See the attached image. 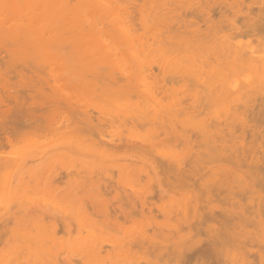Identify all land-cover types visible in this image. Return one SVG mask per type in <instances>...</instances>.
I'll return each instance as SVG.
<instances>
[{
    "label": "bare ground",
    "instance_id": "6f19581e",
    "mask_svg": "<svg viewBox=\"0 0 264 264\" xmlns=\"http://www.w3.org/2000/svg\"><path fill=\"white\" fill-rule=\"evenodd\" d=\"M247 2L3 0L4 4L14 7L6 12L0 10V107L5 103L1 93L3 90L12 98L11 103L15 104L13 112L19 107L20 113L25 115L27 112L24 108H34L39 112L37 115L41 112L39 121H35L37 123L41 121L39 117L43 119L46 115L43 119L46 121L40 122L44 126V130H41L44 134L55 137L52 142L57 147L46 152L49 149L44 147L46 150H42V144L38 147L36 144L33 146L34 143L38 144L36 141L33 143L28 139L27 142L26 138L30 135L18 132L21 134H16V138L26 139L27 143L17 139L22 144L18 146L16 153L0 154L1 242L2 235L7 238L5 234H10L8 239H3L9 249L3 247V251L0 247V264H104V259L105 264L112 263L114 260L111 257L110 261V258L104 257L105 254L101 255L102 248L105 250L107 247L104 242L105 247L100 242L106 240L108 243L110 239L106 234H112H109L107 225H104L109 224L105 216L107 210L100 208L105 215L102 210H99L102 214L95 213L104 218V234H97L92 218L89 221L90 216H87L94 209L97 212L100 206H110V201L106 202V190H102V187L112 178L115 169L120 178L115 179L119 180L117 183H126L125 187L124 184L120 185L126 191L130 188L133 193L138 191L140 194H134L141 202L143 192L149 193L147 189L150 186L153 190L157 180V186L161 189L164 184L161 176L168 181L174 193L184 192L175 197L180 198L179 202L177 200L178 204L173 198V203L172 200L168 203L171 208L168 205L163 208H169V211L165 213L163 211L166 210L161 209L164 213H161L162 220L172 223L167 225L174 230V233L170 232L172 238L169 231L165 233L164 229L160 230L165 234L159 230L160 237L157 230L153 232L151 228L155 226L156 229L160 222L157 218H154V222L153 217L149 218V222L152 220L149 223L152 227L148 224L147 228L138 229H147L146 232L140 231L142 234L149 232L146 235L149 236L148 239L144 235L147 241L154 239L149 243L155 244L151 248L156 249L151 251H154V256L146 251L147 247L149 250V245L143 243L145 239L140 238L138 230L132 233L137 232L141 241L135 239V233H131V241L128 236L130 232H119L122 240H119V246L124 244V239L129 240H126L129 244L146 245V250L140 244L136 246V251L133 246L132 248L134 252H140L139 247L142 248L141 252H144L145 257L148 254L151 256L146 258L148 262V259H152L151 264L154 263V258V261L162 260V263L163 260L169 261L164 264H173L174 261L176 264H190L192 258L199 254L198 245L210 244L212 240V250L216 253L215 256L212 255L216 257L213 258L215 262L220 263L222 260V264H264V2L256 8L253 3L251 5ZM222 25L224 28L220 30ZM32 73L35 76L37 74L36 79L30 75ZM15 77L19 80L17 83H14L17 81ZM46 87L51 88L48 94L45 92ZM39 97L44 104H40ZM30 99L31 104L37 100L40 103L35 102L36 106L33 104L32 107ZM49 103L59 109L51 115L52 119L43 112L48 107L46 105H53ZM37 107L42 111L35 109ZM59 112L63 115L62 119H58ZM28 114L29 112L25 116L22 114V117L26 118ZM59 121L61 124H58ZM45 122L50 125L47 124L46 127ZM4 138L11 142L9 134ZM16 138L14 137L15 140ZM30 145L40 148L39 151L36 148L33 150ZM120 145L136 160L131 163L121 162L116 157L117 147L120 148ZM54 163H58L60 167L62 164L69 171L67 173H72L67 175L72 176L73 184L70 181L68 183L74 187L68 186L74 189L77 186L78 190H75L76 195L69 194V187L66 192H69L67 195L70 197L75 196L73 199L77 201L74 199L75 203L69 202L74 206L78 204L75 210H70L72 205L71 208H59L56 200L54 204L57 203L58 207L51 205L57 196L50 203L53 196L50 197L48 191L44 194L47 193V198L50 199L45 198L46 194L40 193L42 200L45 198L40 201V197L35 195H39L35 191L43 187V192L47 181L52 182L55 178L50 175L55 171ZM132 165L134 169L135 165L138 166L136 171L132 169ZM60 167L56 166L57 170H62ZM127 169L131 172L128 170L127 173ZM38 173L51 176V179L43 182L42 178L46 176L40 175L39 182ZM34 175L39 183H31L30 186V180L35 182L32 178ZM117 176L113 175L114 178ZM140 176L141 185L146 183L143 188L145 190L138 186L140 183L137 177ZM145 178H148L147 181L152 179L153 184L150 181V185ZM51 182L49 183L54 189L55 183ZM35 188L38 189L34 191ZM83 191L85 197L81 200ZM30 192L35 198L38 197L39 202L44 204L45 201L47 208L37 205V199ZM97 195L102 201L95 198H98ZM184 195L187 196V201ZM88 196L95 199L97 202H94L99 206L91 203ZM84 198L87 204H84ZM217 198L222 199L223 206ZM213 199L217 201H213L214 206L221 204L212 206L214 209L221 207L218 216L212 207L210 210V201ZM88 200L92 209L90 212L86 211L90 207ZM62 201L68 200L63 198ZM203 201L204 204L206 201V204H210L209 207L206 205L209 210L204 211L206 214L200 211L197 213L198 207L201 211L206 208ZM99 202L105 205H100ZM47 204L52 210L48 209ZM173 204L177 205V209ZM94 206L98 207L93 209ZM170 210L175 211L176 214L172 213L175 217L180 216L179 223H174L176 219L174 217L172 220ZM47 216L49 218L46 219ZM50 217L56 219L52 218L51 222ZM190 218L198 220L197 224L203 229L200 232L208 230L207 226L204 227L206 221L216 220L211 222L212 225H215L214 222L220 225V228L215 225L210 234L204 231L207 239L202 232L199 233L205 237L201 236L204 242L197 239L204 243L196 245L199 250L190 242L196 240L192 236V227L194 230L197 228L195 220L191 221ZM59 219L63 221L66 235L64 239L57 236L60 242L70 239L67 243H60L56 239L55 232L59 230L57 224H60L56 220ZM94 219L96 225L98 220L96 217ZM181 222H184V227H181L189 226L188 229H181ZM160 226L164 228L159 224V228ZM100 229L103 230L102 227ZM150 230L154 236H150ZM189 230L192 233L189 234ZM176 232L179 239L174 240ZM168 233L170 236L166 235ZM68 234L71 238H67L70 237ZM195 234L197 235L196 231ZM100 236L106 237L105 240ZM156 239H159L158 244ZM111 243L112 241L109 245ZM170 243L171 248L168 247ZM208 245L204 249L206 252L209 250L210 255H206L208 252H204L203 247V252L200 251L199 255L204 256L202 261H208L209 264L211 261L214 263V260L211 256L212 247ZM191 251H194V255ZM254 255L255 262L252 261ZM169 258L174 261L170 259V262ZM98 259H103V262L100 263ZM160 261L155 264H161ZM115 262L116 260L112 264L117 263Z\"/></svg>",
    "mask_w": 264,
    "mask_h": 264
},
{
    "label": "rangeland",
    "instance_id": "374dc122",
    "mask_svg": "<svg viewBox=\"0 0 264 264\" xmlns=\"http://www.w3.org/2000/svg\"><path fill=\"white\" fill-rule=\"evenodd\" d=\"M248 1V0H247ZM246 0H245V2H247ZM249 3L251 2L250 0L248 1ZM247 2V3H248ZM261 2H264V0H253V7L254 8H256V7H258L260 4H261ZM247 3H245L246 5H247ZM252 3H250L251 5H252ZM244 4V5H245ZM216 16H217V18H218V15L216 14ZM216 16H215V19H216ZM204 25H202V27H203ZM224 25H222V28L220 29V30H223V27ZM226 26V25H225ZM204 28V27H203ZM38 72V71H37ZM31 73V72H30ZM30 75H32L33 77L35 76V73L33 74H30ZM15 76V75H14ZM13 77V76H12ZM35 79L37 78V74H36V76L34 77ZM15 79H17V77H15ZM15 79H13L12 78V80H15ZM19 80L17 79V81H14V83H17ZM48 89H50V90H48ZM49 91H51V88H48V87H46V89H45V92L48 94L49 93ZM2 95L4 96L3 98H5V103L2 105V107H0V154H4V153H10V154H12V152L13 153H16L17 152V148H18V146L19 145H21L22 143V141L19 143V141L20 140H23L24 141V143L26 142L25 140L27 139V142H29V140L28 139H30V142H33L34 143V141H36V142H38V144L37 143H34L33 144V146L36 144V146H38V147H40V146H42L41 148H42V150L44 149V147L45 148H47V149H49V150H47L46 152H48V151H51V150H53L52 149V147H57V145H56V143H54L56 146H54V144H53V140L55 141V137L53 138L51 135H46V134H44L43 132H42V130H41V128H43V130H44V126H43V124L41 125L40 124V122L44 119V118H46V115H44V114H42V115H44L45 117L42 119V118H40L39 117V119L41 120L39 123H37V122H35L36 120L37 121H39L38 120V116H40L41 115V112H40V115H37L38 113H37V110H34V108L32 109V108H30V107H27V108H24L25 110H26V112L28 113L29 112V114H28V117L26 116V118H23L22 117V114H23V116H25L24 115V113H20V111L18 110V108H16V112L14 111L13 112V110H14V106L13 105H15L14 104V100L12 101L13 103H11V99L12 98H9L8 97V94L6 95V92L5 91H3L2 90ZM36 93V92H35ZM37 95H39V94H37ZM37 97V96H36ZM35 97V98H36ZM34 99V98H33ZM38 99V98H37ZM36 99V100H37ZM39 101H40V97H39ZM38 100L37 101H34V103L36 102H38V103H40ZM47 101V100H46ZM45 100H44V102H46ZM32 103H33V101H32ZM33 103V104H34ZM11 104V105H10ZM33 104H31V99H30V105L32 106ZM40 104H44V103H40ZM50 105L51 104H53V103H49ZM38 105V104H37ZM54 105V104H53ZM53 105H51V106H49V105H46V106H48V107H45L44 109H43V107L42 106H45V105H42L41 107H42V109H43V112L44 113H47L48 114V116L52 119V114H55L57 111L56 110H58L59 111V109L55 106V108H53ZM10 106V107H9ZM34 106H36L35 104H34ZM34 106H32V107H34ZM12 107H14L13 108V110H12ZM40 107V106H39ZM40 107V108H41ZM57 108V109H56ZM11 109V110H10ZM27 109H31V111H28ZM35 109H39L38 107L37 108H35ZM42 109H39L38 111H42ZM20 110H22V108L20 109ZM34 110V111H33ZM36 111V112H35ZM61 112H62V109L60 110ZM21 112H23V110L21 111ZM25 112V111H24ZM30 112H31V114H30ZM61 112H59V115H60V113ZM19 113H20V115H19ZM56 115H58V113L56 114ZM56 115H55V117L54 118H56ZM58 115V119H62L63 117V115L61 116V118H60V116ZM30 116H32V117H30ZM47 116V117H48ZM43 117V116H42ZM53 118V119H54ZM48 119V118H47ZM43 121H46V119L45 120H43ZM48 122H49V119L47 120ZM61 121V120H60ZM58 122V124L60 123L61 124V122ZM63 121V120H62ZM51 122V121H50ZM49 122V123H50ZM42 123H44V122H42ZM46 123V122H45ZM49 123H46V127H47V124H49ZM41 125V126H40ZM50 125V124H49ZM40 126V127H39ZM18 132H25V133H27L26 135H30V137L29 136H26V137H29V138H26V139H23V138H16V134H21V133H18ZM10 135L11 136V142H8L7 140H6V138H4L5 137V135ZM23 134V133H22ZM14 137L16 138V140L14 139ZM18 137V136H17ZM20 137V136H19ZM23 137V136H22ZM17 139H19V141H17ZM15 140V141H14ZM13 142V143H12ZM14 142H15V144H14ZM26 142V143H27ZM17 143V144H16ZM19 143V144H18ZM25 143V144H26ZM39 144H40V146H39ZM42 144V145H41ZM24 145V144H23ZM22 145V146H23ZM28 145V144H27ZM32 148H33V146L32 145H30ZM26 147V146H25ZM28 147V146H27ZM26 147V148H27ZM30 147V150H32V148ZM38 147H35L37 150L36 151H39V149H38ZM35 148H33V150H35ZM51 148V149H50ZM19 149V148H18ZM23 149H25L24 147H23ZM117 151H116V157L121 161V162H126V163H131V162H133L134 161V159L135 158H133V157H131V156H129L128 155V153H126L125 151H124V148L120 145V148L119 147H117ZM44 150H46V149H44ZM116 150V149H115ZM19 151V150H18ZM21 151H23V150H21ZM115 154V153H114ZM124 159H126V160H124ZM136 160V159H135ZM119 161V162H120ZM53 163V162H52ZM52 163H50V164H52ZM49 163H47V165H48ZM55 164V163H54ZM136 164V163H135ZM56 165V164H55ZM54 165V166H55ZM50 166V165H49ZM53 166V165H52ZM56 166H59L60 167V165H58V163H57V165ZM56 166H55V171L57 170V168H56ZM61 167H62V164H61ZM60 167V168H61ZM132 167H133V165H132ZM131 167V168H132ZM135 167L137 168L138 166H136L135 165ZM50 168L52 169V167L50 166ZM50 168L48 169V170H50ZM54 168V167H53ZM65 167H62L61 169L62 170H60L59 171V169L56 171L57 172V176H55L56 175V172L54 173V172H51V176H54V177H52V182H53V184L55 183V188L53 189V187H51V185H50V183L49 182H51V181H47L48 183L47 184H45L46 186H44V191L42 192V188L43 187H40V189L39 190H37L38 188H35L34 189V191L35 190H37V191H39V192H37V191H35L36 193H38L39 195H37V194H35L36 196H38V197H40V201L42 200V198H41V194L40 193H42V194H44V192L45 191H48V193H50L49 194V196L51 197V196H53L52 198H51V200L49 201L50 203H52V199H54L56 196L58 197V199H57V197L53 200V203L51 204V205H53L54 204V201L56 200V201H58V203H59V208H61V206H62V208L61 209H66V208H71L72 206L74 207H72V209H70V210H75V209H77L76 207H78V204L76 205L75 204V206H74V204L73 203H75L76 201H73L74 199H73V197H75V196H73V197H70V195H72V194H75L76 195V192H75V190H78V188H77V186H75L76 187V189H74V188H71V187H69L68 186V181H70L71 183H72V180H71V175H70V177L68 176L69 174H72L71 172L70 173H67V171L64 169ZM129 168V167H128ZM131 168H130V170H131ZM135 168V169H136ZM134 171H136L135 169H134V167L132 168ZM54 170V169H53ZM64 170V171H63ZM116 170V169H115ZM115 170H114V177H116L117 176V174L119 173L117 170H116V174H115ZM129 169H127V173L130 171H128ZM132 171V170H131ZM130 171V172H131ZM47 172H49V171H47ZM58 172H61V173H58ZM69 172V171H68ZM73 172V171H72ZM118 172V173H117ZM44 174H47L45 171L43 172ZM39 174V177H40V175L42 174H40V173H38ZM54 174V175H53ZM68 174V175H67ZM74 174V173H73ZM130 174V173H129ZM132 174V173H131ZM113 175H112V178L111 179H109L108 180V182L106 183V185H104V186H106L105 187V189H104V186L101 188L102 190H106L105 191V195H107L106 197L108 198V200L106 201V202H109L110 201V206H109V204L108 203H106V202H104V203H106V204H108V208H107V206L105 205V204H103L102 202H99L100 203V205H105L106 206V208H103V207H105V206H100L99 207V209H98V211L96 212L95 210L96 209H94V208H96V207H98L99 206V204H97V203H95V202H97L95 199L94 200H92L93 198H90L89 196V198H90V201H91V203H95L94 205H98V206H94V207H92L94 210H93V213L92 212H90L92 209H91V204H90V202H89V200H88V204H90L89 206V208L87 207V206H85V207H87V210H86V208L84 207V211L86 210L87 212H90V213H88L87 215V217H89L88 218V220L90 219V218H92L91 219V221H92V223H93V225L96 227V232H97V234L99 235V233L100 234H104V232L103 231H108L109 230V234H111V232H112V234H111V236L110 235H108L107 236V234H106V237L107 238H109L110 239V241H112V243H114V244H110L109 245V243H110V241H109V239H107L109 242L107 243V242H105L106 240H105V238H103L102 236H100V237H102L103 238V240H105V241H102V242H100V243H105L106 244V247L107 248H105V250H104V248H102L103 250L101 251V255L103 256V254H105L104 255V257L105 258H112L114 261L116 260V262L118 263V262H122L121 264H145V262H146V264H149L150 262H152L151 260L152 259H148V260H150V262H148L147 261V259L146 258H148V257H151V256H149V252L151 253L150 255H152V253L156 250H154V248L153 249H151L153 246H155V242H156V240H157V243L156 244H158L159 242V239H156L155 241H154V243L152 242V244H154V245H151V244H149V243H151L150 241H153V240H150V241H147V239H148V237L146 236L147 234H149V232L148 233H144V234H142L141 232H146L147 231V229L146 230H144V229H142L143 231H139L138 229H141V228H147V225L150 223L151 224V222H152V220H151V222H149L150 220H149V218L150 217H153V222H154V218H157L156 220H158V221H160V222H158V221H156V223L158 222L160 225H162L164 228H161V226H160V228H159V224H158V226H156V229L154 228L155 226H151L150 224V226L152 227H150L152 230H153V232H155V230H157L158 232H159V230L160 229H164V231H166L165 233H167L168 231H169V233L172 231V228L171 229H169V226H170V223H171V221H169V218L171 219V217H169L167 220L170 222H166V220L164 221V219L162 220V215H161V213L162 214H164L163 212H167V210L169 211V208L166 210V209H163V208H165L167 205H168V203H171V201L170 200H172L173 198H175V197H177V196H181V195H183L182 193H184L183 191H182V193L180 194L179 192V194L178 193H174V191H172L170 188L171 187H169L170 186V184L168 183V181L166 182V180H165V178L163 177V176H161L162 177V180L164 181L163 183L164 184H162L163 186L161 187V189L157 186V181H158V183H159V180H157L156 181V185H154V186H156V187H154L153 186V190L152 189H150V188H152L151 186H150V188H149V185L147 186L149 189H147V187H146V189L149 191V193H144L143 192V190H145V189H143V188H145V186H144V184H146V183H144V184H142L141 185V180L139 179V178H141V176L143 177V175H141L140 177H137V181H139L138 183H140V185L138 184V186H141V188L143 189H141L142 190V192H143V194H142V197H143V202H141L140 201V199L139 198H137V196H136V194H134L135 192H137V193H139L138 191H135L134 193L133 192H131L132 190H131V188L130 189H128L127 191L125 190V189H123L124 187H125V184L126 183H122L121 181H120V183H122V184H120L119 182L117 183V181H119V180H115V179H118L119 177L117 176V178H114L113 177ZM116 175V176H115ZM134 175V174H133ZM132 175V176H133ZM42 177L43 176H46V175H41ZM48 176H49V173H48ZM51 176L50 177H43L44 178V180H43V178H42V181L44 182H46V179L48 180L49 178L51 179ZM68 176V177H67ZM119 176H120V174H119ZM128 177H129V175H127ZM36 177V175H34V177L32 176V178L34 179ZM38 177V176H37ZM38 177V178H39ZM121 177V176H120ZM159 178H161L160 176H158ZM31 178V179H32ZM70 178V179H69ZM114 178V179H113ZM134 178V177H133ZM135 178H136V176H135ZM144 178V177H143ZM155 178V177H154ZM157 178V177H156ZM155 178V179H156ZM158 178V179H159ZM40 180H39V182L41 181V177L39 178ZM49 179V180H50ZM72 179H75V177L74 178H72ZM120 179V178H119ZM146 179H148V178H145L144 180H146ZM154 179V180H155ZM35 180V179H34ZM121 180H123V179H121ZM153 180V181H154ZM161 180V179H160ZM161 180V181H162ZM33 180H30V186H31V183H39L37 180H35V182H32ZM143 181V180H142ZM147 181V180H146ZM145 181V182H146ZM151 182H152V179L150 180ZM149 180L147 181V182H149V184L151 183ZM42 182V183H43ZM51 182V183H52ZM124 182V181H123ZM116 183L118 184V185H116ZM162 182H160V184H161ZM41 184V183H40ZM73 184V183H72ZM72 184H69V185H71L72 186ZM112 184V185H111ZM123 184H124V187H122L121 188V186L120 185H122L123 186ZM133 184V183H132ZM136 184V183H135ZM134 184V185H135ZM148 184V183H147ZM152 184H153V182H152ZM152 184H150V185H152ZM154 184H155V182H154ZM34 184H32V186H33ZM43 185H44V183H43ZM108 185V186H107ZM110 185V186H109ZM116 185V186H115ZM159 185V184H158ZM35 186H37V185H35ZM117 188H115V187ZM138 186H136L138 189L140 188V187H138ZM144 186V187H143ZM159 186H161V185H159ZM38 187V186H37ZM71 188L74 192L72 193V190L70 189V191L67 189V188ZM72 187H74V186H72ZM107 187H109L108 188V190H109V192L107 191ZM158 187V188H157ZM47 188V190H45ZM126 188H128V186H126ZM136 188V189H137ZM69 191V192H71V193H69L70 195L68 196L67 194V190ZM122 189V190H121ZM172 189H174V188H172ZM176 189V188H175ZM31 190H33L32 188H31ZM80 190V189H79ZM140 190V189H139ZM146 190V191H147ZM150 190H152V191H150ZM178 190H180V189H178ZM178 190H176V191H178ZM82 190H80V192H81ZM86 191V190H85ZM33 192V191H32ZM34 192V193H35ZM64 192H66V193H64ZM108 192V193H107ZM180 192H181V190H180ZM86 193V192H85ZM125 193V194H124ZM30 194H31V196H33L34 198H35V195L33 194L32 195V193L30 192ZM46 194V197L45 198H47V197H49V196H47V193H45ZM44 194V195H45ZM83 194V195H82ZM81 194V200H83V196L85 195L84 194V191H83V193ZM87 195H88V193H86ZM140 194V193H139ZM41 195V196H40ZM78 195H80L79 193H78ZM86 195V196H87ZM122 195V196H121ZM59 196H63L62 197V199L64 198V199H67L68 201H66V202H63V201H65V200H63L62 201V199H61V197L59 198ZM98 196V195H97ZM102 196H103V198H104V192H102ZM126 196H129L127 199H126ZM136 196V197H135ZM38 197L37 198H35V199H37V200H35L36 201V203H37V205L39 204V205H42L43 207H45V208H47L46 207V204H45V201H44V204H43V202L41 203V202H39L38 200ZM85 197V196H84ZM87 197V199H89ZM105 197V199H107ZM184 197H185V201H187L188 199L186 198L187 196L186 195H184ZM216 197V196H215ZM214 197V199H216ZM45 198L43 199V200H45ZM97 200H99V201H102V200H100V199H102V198H100V196H98V198L97 197H95ZM47 199H50V198H47ZM46 199V200H47ZM59 199H61V202H59ZM69 199H72V200H69ZM79 199V200H80ZM86 198H84V204H87V200H85ZM104 199V200H105ZM124 199H126V200H124ZM180 198H175L174 199V202L176 203V204H178V202L180 201L179 200ZM184 199V198H183ZM182 199V200H183ZM212 200V202L214 201H216V200ZM42 200V201H43ZM80 200V201H81ZM177 200H178V202H177ZM217 200H218V198H217ZM221 200L222 199H220V200H218L219 202H221ZM55 201V202H56ZM73 202L72 204H70L69 202ZM95 201V202H94ZM47 202H48V200H47ZM46 202V203H47ZM122 202V203H121ZM182 202H184V201H182ZM207 202V201H206ZM206 202H205V204H204V201H203V205L206 207V205H208V207L210 206V204H206ZM212 202L210 201V203H211V206H210V210H211V207L212 206H214L215 205V203L217 202H213V204H212ZM143 203V204H142ZM172 203H173V200H172ZM200 203V204H201ZM222 203V206L224 205L223 203L224 202H221ZM83 204V203H82ZM218 204L219 205H221L220 203H217L216 204V206H218ZM48 205V209H51V206L49 205V204H47ZM54 205H57V203L56 204H54ZM70 205H72V206H70ZM174 206H175V204H173ZM92 206H93V204H92ZM170 206V204L168 205V207ZM177 206V205H176ZM175 206V207H176ZM200 206V205H199ZM216 206H214V207H216ZM53 207H55V206H52V208ZM57 207H58V205H57ZM201 207H203L202 205L200 206V208ZM214 207H212L213 208V211H215V214L217 213V216H218V214H219V212H220V209H221V207H220V209H218L219 207H217V209L215 208L214 209ZM100 208H102V209H106L107 210V214L105 215L104 214V210H102V209H100ZM170 208H171V206H170ZM207 208V207H206ZM206 208H201V209H203L202 211L201 210H199V207H198V209H197V213H198V211H200V212H202V213H204V214H206L204 211H208L209 210V208H207V210H206ZM53 209H55V208H53ZM91 209V210H90ZM110 209V210H109ZM166 210V211H163V212H161L162 210ZM176 209H177V207H176ZM52 210V209H51ZM99 210H102V212H103V214L106 216V222L107 223H109V224H106L105 222V224L104 225H107V228H106V226L105 227H103L102 226V221L104 220V218L102 219V217L100 216V215H96L97 213L98 214H102V213H100L99 212ZM108 210H109V212H108ZM173 210V209H172ZM175 210V209H174ZM95 211V212H94ZM141 212L143 213V214H141ZM170 212H171V210H170ZM174 212V214H176L175 213V211H173ZM173 212H171V214L173 213ZM199 212V213H200ZM211 212V211H210ZM210 212H208V214L210 213ZM96 213V214H95ZM106 213V212H105ZM110 214V215H109ZM170 213H169V216L171 215ZM174 214H172V220H173V218L175 217V215ZM143 215V216H142ZM166 216L168 215V213L167 214H165ZM164 215V216H165ZM174 215V216H173ZM96 217V219L98 220L97 221V224H99V225H95V223L94 222H96V220L94 219L95 217ZM108 216V217H107ZM179 215H177V217H175V219L177 220H175L174 221V223H179V217H178ZM94 217V218H93ZM104 217V216H103ZM47 218H49L48 216L46 217V219ZM51 219H49V220H51V222H53V219L55 220L56 219V217L55 218H53V217H50ZM53 218V219H52ZM58 218V217H57ZM179 218V219H178ZM196 218V217H195ZM195 218H190L191 219V221H194L195 220V225H196V227L198 228V226H199V223L197 224V221H196V219ZM209 218V217H208ZM151 219V218H150ZM60 220V221H59ZM59 220H56V221H58V223L60 222V224H57V225H59L58 226V228L57 229H59V230H56V232H55V236H56V239H57V241H59L60 240V238L58 237V236H62L63 237V239H64V236L66 235L65 234V232H64V228H65V226H63L64 224H62L63 223V221L61 220V219H59ZM95 220V221H94ZM162 220V221H161ZM212 220V219H211ZM47 221V220H46ZM90 221V220H89ZM100 221V222H99ZM111 221V222H110ZM163 221L165 222V224L163 225ZM213 221H216V220H213ZM213 221H211V222H213ZM51 222H48V223H51ZM55 222V221H54ZM210 221H206L204 224V227H208V230H204V231H207V232H209V233H207V234H210V231L211 230H213V227L215 228V225L217 226L216 228H220V225H218V223H216V222H214V224L215 225H212L213 223H209ZM218 222V221H217ZM167 223V224H166ZM168 223H169V226H167L168 225ZM182 223H184V222H181V224ZM190 223V225H191V222H189ZM154 224V223H153ZM152 224V225H153ZM172 224V223H171ZM180 224V227L181 226H183V224L181 225ZM192 224H193V222H192ZM207 224V225H206ZM55 225H56V223H55ZM109 225V226H108ZM111 225V226H110ZM155 225V224H154ZM187 225V224H186ZM186 225H185V227H186ZM167 226V227H166ZM194 226V225H193ZM201 226H203V225H201ZM211 226V227H210ZM219 226V227H218ZM56 227V226H55ZM100 227H102L103 228V230L102 229H100ZM184 227V226H183ZM187 227H189V226H187ZM182 228L181 227V229H188V228ZM192 227V226H191ZM191 227H190V229H191ZM104 228H106V230H104ZM149 228V229H150ZM165 228H168L169 230H165ZM174 228V227H173ZM193 228V237H194V239H196L195 241H190L191 243L193 242V245H198V243H202V242H204V241H202V239H203V235H205L204 233V231L202 232V234L200 235L199 233H201L200 232V229H202V227L200 228V226H199V228L197 229L196 228V230H194L195 228L194 227H192ZM100 229V230H99ZM205 229V228H204ZM207 229V228H206ZM112 230V231H111ZM119 230V231H118ZM138 230V231H137ZM152 230H150V236H154V235H151V234H153V232H151ZM192 230V229H191ZM199 230V232H197ZM203 230V229H202ZM123 231H128L127 233H129L128 234V236H129V239L131 238V233L133 232V231H137V232H139L138 234H140V238L141 239H145L144 240V242L143 243H146V245L148 244L149 245V250H148V247L146 246V245H141V243H138V244H140V247H142L143 249L145 248V247H147V250L146 249H144V250H146L148 253H146V254H148V255H146V257H145V254H144V252L142 253L141 251H143V249L142 248H140L139 247V249H141L140 250V252L139 251H137V252H134V250H133V248H135V251L137 250L136 249V246L138 245V244H135L134 243V245L133 244H129V242L127 243V241H129V240H127V239H124L123 237L125 236H123L121 239H124L123 240V242H124V244H126V245H121V246H119L120 244H119V240H120V235L122 234V232ZM156 231V232H157ZM164 231H161L160 230V232H164ZM185 231V230H184ZM183 231V232H184ZM196 231V233H197V235H198V237H197V235L195 234L194 235V232ZM57 232H58V234H57ZM103 232V233H102ZM121 234H120V233ZM137 232L134 234V233H132V234H134V235H136L137 234ZM160 232L159 233H157V234H159L158 236L160 237ZM173 233H174V230L172 231ZM182 232V233H183ZM190 232V230L188 231V233ZM73 233H74V231H73ZM85 233V231L82 233V234H84ZM124 233V232H123ZM162 233H161V235H162ZM165 233H163V234H165ZM169 233L168 234H166V235H169ZM177 233L178 232H176V235H174V240H176L178 237H177ZM180 233H181V230H180ZM187 233V232H186ZM190 233H192V231L190 232ZM189 233V234H190ZM5 234V233H4ZM75 234V233H74ZM125 234H126V232H125ZM137 234V236H135V239L137 240L138 239V241H141V239L140 238H138L139 237V235ZM142 234V235H141ZM154 234H156V233H154ZM157 234H156V236H157ZM185 234V233H184ZM188 234V235H189ZM5 235H7L8 237H10V234H5ZM58 235V236H57ZM70 234H68V236H69ZM134 235L132 236V237H134ZM144 235L147 237V239H146V237H144ZM170 235H171V238L173 237L172 236V233H170ZM169 235V236H170ZM6 236V237H7ZM164 236V235H163ZM163 236H162V238H163ZM175 236H176V238H175ZM181 236V235H180ZM201 236H203V237H201ZM207 235H205V237H206ZM5 236H3L2 235V237L1 238H3V239H8V237L7 238H4ZM72 237H74V235L72 236ZM111 237H112V239H111ZM127 237V234H126V236H125V238ZM137 237V238H136ZM142 237H144V238H142ZM189 237L192 239V237H191V235H189ZM188 237V238H189ZM204 237V238H205ZM59 238V239H58ZM66 238V237H65ZM67 238H71V235H70V237H67ZM101 238V239H102ZM157 238V237H156ZM189 238V240H191ZM3 239H2V242H1V240H0V247H2V249H3V251L5 250V249H9L8 248V245H6L5 243H3V242H5V240L3 241ZM134 239V241L136 242V240ZM161 239V238H160ZM179 239V238H178ZM193 239V240H194ZM197 239H200V241H202V242H200L199 240H197ZM206 239H207V237H206ZM208 239H209V237H208ZM211 239V238H210ZM209 239V240H210ZM69 241H70V239H68ZM68 240L66 239V240H64V241H59L60 243H62V242H64L65 243V241H66V243L68 242ZM127 240V241H126ZM118 241V242H117ZM120 241H122V240H120ZM126 241V242H125ZM131 241H133V238H131ZM137 241V242H138ZM145 241H147V242H145ZM161 241V240H160ZM211 241L212 240H210V244L208 245L206 242V244L210 247L212 244H211ZM169 242H171V241H169ZM168 241H167V243H169ZM3 243V244H2ZM103 243V247H105V244ZM121 243V242H120ZM132 243V242H131ZM119 244V245H118ZM165 244H166V241H165ZM202 244H204V243H202ZM206 244H204L203 246H201V244L200 245H198L199 246V248H200V250L199 249H196L198 246H196L195 247V249L196 250H199V251H197L199 254H200V251L201 250H203L204 248H206L207 249V245ZM2 245V246H1ZM107 245H109V247H111V248H109ZM129 247H128V246ZM130 245H131V249H129L130 248ZM168 245V244H167ZM170 246H168V247H170L171 248V246H172V243H170L169 244ZM193 245H191V246H193ZM126 246V248L128 249H126V248H124ZM132 246H133V248H132ZM139 246V245H138ZM3 247H5V249L3 248ZM201 247H203V249L201 248ZM212 247V246H211ZM210 247V248H211ZM109 248V249H108ZM118 248H121L120 250L118 249ZM122 248H124V249H122ZM192 248H194V247H192ZM110 250V251H112V252H106V251H108V250ZM112 249V250H111ZM126 249V250H125ZM213 249V247L211 248V250ZM123 250V251H122ZM132 250V251H131ZM152 250H154L153 252H151ZM193 250V249H192ZM195 250V251H196ZM210 250V251H211ZM3 251H1V252H3ZM105 251V252H104ZM124 251H125V253H124ZM145 251V252H146ZM204 252H206V250L204 249L203 250ZM203 251H201V252H203ZM209 251V250H208ZM207 251V252H208ZM131 252V253H130ZM192 252V254L194 255V251H191ZM206 252V253H207ZM254 252V251H253ZM103 253V254H102ZM110 253V255H108ZM189 253H190V250H189ZM196 253V252H195ZM205 253V254H206ZM212 254H211V256L212 255H214V254H216V253H214L213 252V250H212V252H211ZM252 253V252H251ZM132 254V255H131ZM137 254V255H136ZM140 254V255H139ZM144 255V257H143V255ZM154 254V253H153ZM195 255L196 257H193L192 258V260L190 261L191 263L190 264H201V263H205V262H207V264H208V261H202V258L204 257V256H202V255ZM203 255H204V253H202ZM253 254H256V253H253ZM253 254H251V255H253ZM114 257H113V256ZM188 255V254H187ZM186 255V256H187ZM190 256H191V253L189 254ZM188 255V256H189ZM192 255V256H193ZM207 256H209L210 254H209V252H208V254H206ZM205 255V256H206ZM106 256H109V257H106ZM148 256V257H147ZM152 256H154V255H152ZM207 256L205 257V258H207ZM215 256V255H214ZM167 257V256H166ZM217 257H218V255H217ZM255 255H254V257L252 256V259H250V260H252V261H254V259H255ZM111 258L110 259H108V260H110L111 261ZM144 258H145V261H144ZM204 258V259H205ZM213 258H216V257H213L212 256V259ZM251 258V257H250ZM161 259V258H160ZM162 259H165V257H163ZM171 258H169V260H170ZM208 259L209 260H212L211 258H209L208 257ZM217 259H219V258H217ZM216 259V260H217ZM99 261H100V263H102L103 261V259L102 260H100V259H98ZM105 260L106 259H104V264H105ZM108 260L106 261L107 263H108ZM155 260V258L153 259V262L154 263H152V264H155L156 262H159L158 260H156V261H154ZM168 260V259H167ZM172 261H174L173 259H171ZM171 260H170V262H171ZM214 260V259H213ZM219 260H221V258L219 259ZM218 260V261H219ZM257 260V259H256ZM113 261V262H114ZM162 261V260H161ZM160 261V263L161 264H164V263H166V262H169V261H166V260H163L164 261V263H162ZM166 261V262H165ZM251 261V262H252ZM112 262V263H113ZM115 262V263H116ZM175 263H173V264H176V261H174ZM210 262V261H209ZM211 262H213V261H211ZM210 262V263H211ZM250 262V263H251ZM255 262V261H254ZM112 263H110L109 262V264H112ZM116 263V264H117ZM179 263V262H178ZM177 263V264H178ZM209 263V264H210ZM214 263H217V264H222L223 262H222V260L220 261V263L219 262H215V260H214ZM214 263H211V264H214ZM253 263V262H252ZM99 264V263H98ZM118 264H120V263H118ZM151 264V263H150ZM159 264V263H158ZM171 264V263H170ZM183 264V263H182ZM255 264H257V263H255Z\"/></svg>",
    "mask_w": 264,
    "mask_h": 264
},
{
    "label": "snow or ice",
    "instance_id": "6c2138e0",
    "mask_svg": "<svg viewBox=\"0 0 264 264\" xmlns=\"http://www.w3.org/2000/svg\"><path fill=\"white\" fill-rule=\"evenodd\" d=\"M12 7H14V6L13 5L4 4L3 0H0V10H3V11L6 12V11L10 10Z\"/></svg>",
    "mask_w": 264,
    "mask_h": 264
}]
</instances>
